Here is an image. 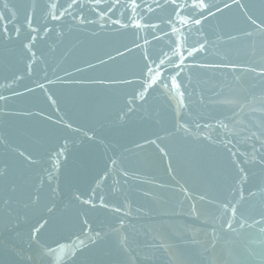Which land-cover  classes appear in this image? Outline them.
I'll return each instance as SVG.
<instances>
[{"label": "water", "instance_id": "95a60500", "mask_svg": "<svg viewBox=\"0 0 264 264\" xmlns=\"http://www.w3.org/2000/svg\"><path fill=\"white\" fill-rule=\"evenodd\" d=\"M203 2L0 0V264H264V0Z\"/></svg>", "mask_w": 264, "mask_h": 264}, {"label": "snow or ice", "instance_id": "6c2138e0", "mask_svg": "<svg viewBox=\"0 0 264 264\" xmlns=\"http://www.w3.org/2000/svg\"><path fill=\"white\" fill-rule=\"evenodd\" d=\"M234 2H238V0H234ZM5 8H7V4H4L3 5ZM193 7H195V8H199V9H201V10H203V9H205L206 7H207V5L203 2V0H200V3H198V4H195ZM225 7H229V5H225ZM209 11H210V9H209ZM3 17L2 16H0V19H2ZM55 18V17H54ZM249 19H251V18H249ZM253 24H255L256 23V21L255 20H252L251 21ZM196 23H199V21H196ZM0 175H3V171L2 170H0Z\"/></svg>", "mask_w": 264, "mask_h": 264}]
</instances>
